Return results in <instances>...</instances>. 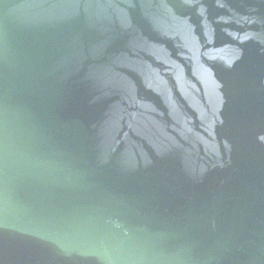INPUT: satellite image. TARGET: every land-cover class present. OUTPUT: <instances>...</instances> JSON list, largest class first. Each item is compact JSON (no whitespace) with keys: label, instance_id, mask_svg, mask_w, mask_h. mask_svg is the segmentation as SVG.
<instances>
[{"label":"water","instance_id":"obj_1","mask_svg":"<svg viewBox=\"0 0 264 264\" xmlns=\"http://www.w3.org/2000/svg\"><path fill=\"white\" fill-rule=\"evenodd\" d=\"M0 264H264V0H0Z\"/></svg>","mask_w":264,"mask_h":264}]
</instances>
